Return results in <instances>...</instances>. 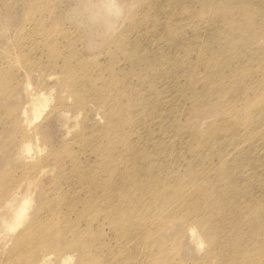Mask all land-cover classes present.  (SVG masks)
I'll use <instances>...</instances> for the list:
<instances>
[{
    "label": "rangeland",
    "instance_id": "1",
    "mask_svg": "<svg viewBox=\"0 0 264 264\" xmlns=\"http://www.w3.org/2000/svg\"><path fill=\"white\" fill-rule=\"evenodd\" d=\"M88 1L0 0V201L10 190H28L32 206L21 229L14 233L0 229V264H37L43 255L52 256L48 264H58L66 255L72 258L70 264H81L77 251L67 248L59 252L49 246L50 235L66 222H57V216L65 212L60 195L75 198L59 179L78 177V172L70 173L76 164L93 165L96 160L90 150L75 146L76 139L112 129L109 104L103 98L111 75L100 68L110 66L109 55H122L123 37L132 42L127 40L136 55H162L155 59L156 81L143 97L146 107L141 112L147 115L150 109L151 118L142 120L143 116L134 114L132 121L139 122L141 134L149 133L152 143L158 142L162 150L171 148L167 173L174 184L162 191L155 203L142 200L131 217L132 229L120 226L118 239L105 220L99 227L91 225L89 236L97 254L85 264H221L218 258H211L199 220L189 216L191 198L197 201L206 193L203 184L207 178L215 179L210 185L216 194L223 190L226 196L210 199L216 209L214 218H222L217 234L233 226L228 222L233 212H238L239 220L244 219L245 223L238 225L244 226L245 235L257 233L242 246V257L228 259L225 264H249L250 256L264 255V214L255 221L253 211L247 210L242 218L240 208L251 206L253 194L263 196L264 203V32L254 34L251 30L257 25L247 23L252 13L249 6L236 10L230 0H112L119 14L111 18L107 33H97L89 41L85 25L71 17L73 6ZM220 17L223 27L218 29ZM219 42L229 50L222 67L217 59ZM235 42L240 51L233 55L231 45ZM57 55H75L78 65L86 68L84 79L94 91L84 94V103L71 95L73 80L62 70V61L57 64ZM235 60L257 63L250 70L251 78L231 75ZM218 69L220 73L224 69V76L218 75ZM160 72H164L163 78H159ZM138 81L142 83L141 78ZM245 81L257 84L242 86ZM124 85L117 88L119 102L134 109L131 88ZM25 86L47 99L45 111L30 127L23 115L31 100ZM38 129L44 132L43 137L36 133ZM27 143L28 153L18 156ZM51 155L61 159L62 170ZM23 167L30 168L29 172L22 173ZM192 175L197 176L188 182ZM179 194L190 198L180 212L183 214L159 218ZM228 194L237 203L218 207ZM147 218L150 223L139 229ZM74 220L71 214L70 221ZM259 221L256 227L252 225ZM37 222L40 230L30 232L18 245L21 233ZM53 225L55 229L46 232ZM233 240L220 239L219 244L232 247L236 245H231Z\"/></svg>",
    "mask_w": 264,
    "mask_h": 264
},
{
    "label": "bare ground",
    "instance_id": "2",
    "mask_svg": "<svg viewBox=\"0 0 264 264\" xmlns=\"http://www.w3.org/2000/svg\"><path fill=\"white\" fill-rule=\"evenodd\" d=\"M229 2L236 10L244 6H249L248 10L252 13L248 15L247 23L253 22L257 25L256 29L251 30L254 31V34L264 32V0H230ZM88 3L81 2L73 6L71 17L76 22L85 25L86 36L89 41H91L97 33L108 32L109 25H111V18L113 15L117 16L120 9L112 0H90ZM225 11L226 9L221 10V12ZM217 26L218 29L223 27L221 17L217 19ZM237 39L234 40L237 41ZM127 40V37H123L120 40L122 44V55H109L110 66L108 65L107 68H100V70L107 69V72L111 75L107 82V90L105 91L107 95L104 93L103 98L106 99V102L109 104L110 113L108 117L110 128L112 126V129L106 128L102 133L90 138L81 136L79 139H76L75 146L81 148L82 145L84 149L90 150L96 156V160L93 165L89 164L84 166L82 164H76L74 169L70 172L71 174L73 172H78L79 176H75L77 177L76 180H74L75 177L66 180L67 177L65 176L59 179L63 181L64 184L66 182L68 191L74 193L75 198H69L66 193L60 195V202L65 207V212L57 216V222H60L58 224H64V221H66L65 224H67V226L65 227L64 224L55 234L52 236L50 235L51 238L48 240L49 246L51 247L53 245L52 247H57V251L59 252L65 251L67 248L77 251L80 254L78 258L81 264L94 260L97 254L93 248L94 242L89 236L91 225H101L100 221L105 220L109 228H111L112 231L114 229V233L118 239L120 226H129L130 228L127 229H132L133 223H131V217L139 211L138 206L142 200H149L155 203L159 194L174 184L171 180L172 175L167 173L171 165V148L169 147L166 150L164 148L162 150L163 146L158 145V142L152 143V140L149 139V133L147 135L141 134L142 132L139 131L138 127L139 122L132 121V116L134 114L143 116L142 120L151 118L150 109L147 115H143L141 112L146 107L143 103V97L150 92V85L156 81L158 68L155 59L162 55H158V57L157 55H136V49L132 48L129 44H132V42L128 40V43ZM237 42L231 45L233 55H236L240 51L237 48ZM129 45L130 47H128ZM218 45H221V42H219ZM219 48L220 53L217 55L218 67H222L226 63V55H228L229 50L227 51L222 45L219 46ZM61 61L63 63L62 70L69 73L71 75V80H73L70 87L71 95L75 96L78 103L83 102L85 98L84 94L88 96L86 95L87 92L94 91V89L89 86V80L84 79L87 73L86 68H82L81 64L78 65V59L75 55H57V64ZM256 61L259 62V59H256ZM256 65L257 63L255 62L243 64L240 60H235L231 63L233 73L231 75H241L246 78H251L252 75L250 70ZM219 69L218 75L222 74L224 76V69L221 73ZM163 73L164 72L159 73V78H163ZM140 78L142 83L138 81ZM228 78L230 79V77ZM124 82L131 88L129 89L131 93L129 98L132 99L134 109H129L126 107L125 103H120L119 97L116 94V92L119 91L117 88L125 86ZM251 84L257 83L252 82ZM251 84H247L245 81L242 86H250ZM153 87L154 86L150 89ZM29 90L28 86L24 87L27 98H31V100L24 110L23 115L24 123L28 124L30 127L45 111L47 99L42 94H32ZM116 95L117 98L114 97ZM114 127L116 128L114 129ZM36 133L40 137L44 136V132L41 131V129H38ZM29 146L30 143L23 146L18 156L23 157L24 153H28ZM167 152H169L170 155H168ZM50 158L54 160L57 158L55 162L58 168L61 170L64 168L59 157L51 155ZM45 163L46 160L43 161V164ZM29 169L23 167L21 172H29ZM196 170L200 171V168ZM196 176L197 175H195V178ZM195 178L192 175L188 182L194 181ZM206 180H209L203 184V186L207 188L206 193H202V197L197 201L191 198L192 205L189 216L199 220L201 229L207 236V240L211 247L209 253L211 258L214 260L218 258L221 264H225L228 259L242 257V246L250 242L249 240H253L257 233L254 232V234L249 233L245 235L243 232L244 226L242 224L238 225V223L244 219L239 220L240 216L236 215L238 212H233L230 213L228 221L229 223H233V226L221 232L220 235L217 234L221 229L220 225H222V218H214L216 209L211 207L212 201L210 199L224 196L222 195L224 191L221 190V194H216L210 185V181L214 183L215 179L212 180L207 178ZM200 182H202V180H200ZM235 187L237 186H234V188ZM4 195L7 196L5 197ZM4 195V200L1 199L0 201V204H2V206H0V229L4 232L14 233L21 229L26 223L25 220L28 217V211L32 207L29 193L28 190L21 193L18 189L16 191L10 190L8 194ZM185 198V196L179 194L167 209L161 211L159 218L162 216H164L163 218L167 216L169 218H174L175 216L183 214L180 212L186 208L190 200L189 197H187V200ZM227 198L225 202H219L218 207H225L227 202H236L232 200V195L230 194H228ZM240 208L243 214L242 218L247 210H252L255 221L261 220L264 214L263 196L253 194L251 206L240 205ZM66 214L67 216L65 219ZM71 214L75 216L74 221H70ZM126 215L129 217L127 218ZM150 221V218H147L142 225L139 224V229L146 227L145 224H149ZM81 222H84L82 227L80 226ZM242 223L245 222L243 221ZM259 223H261V221L253 223L252 225L256 227ZM35 225H32L33 228L27 229L21 233L22 235L17 238V244H22L30 232L33 231L35 233L36 230H40L41 223L37 222ZM55 227L56 226L53 225L51 228H47L46 232H52ZM214 230H216V232ZM192 233L193 230H190L191 235ZM214 233H216V237L213 235ZM210 235L213 236L210 237ZM134 237L135 235L127 240L133 239ZM229 238H231V240L237 238V241H231V245H236L232 247H222L219 244L220 239ZM100 244L101 242L99 245ZM51 259L52 256L43 255L37 261V264H48L51 262ZM71 260V256L66 255L59 260L58 264H70ZM247 261L250 262L249 264H264V255H252Z\"/></svg>",
    "mask_w": 264,
    "mask_h": 264
}]
</instances>
